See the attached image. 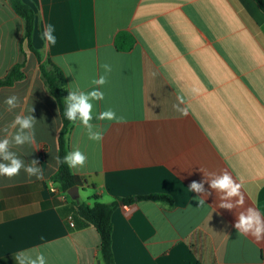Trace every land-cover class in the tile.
I'll return each mask as SVG.
<instances>
[{"label":"crops","instance_id":"1","mask_svg":"<svg viewBox=\"0 0 264 264\" xmlns=\"http://www.w3.org/2000/svg\"><path fill=\"white\" fill-rule=\"evenodd\" d=\"M35 15L32 45L64 75L69 91L90 92L106 76L102 101H93L90 140L79 121L68 135L69 153L87 156L71 169L80 179L79 203L118 200L111 216L116 264H264V240L238 233L237 215L248 207L264 215V14L253 0H22ZM54 27L49 45L42 32ZM23 22L0 0V79L24 59V78L0 88V140H10L27 166L37 160L42 179L24 169L0 176V264H102L99 236L51 193L58 168L61 127L35 56L20 44ZM133 45L115 46L119 33ZM104 64L111 66L105 72ZM196 89L194 93L192 90ZM18 98L11 111L5 103ZM188 109L182 116L177 97ZM113 109L122 122L98 120ZM32 109L34 111L32 112ZM17 115H33L35 142L16 146ZM5 129H7L5 131ZM29 130L25 129L24 134ZM0 163H8L0 157ZM228 171L241 184L243 207H218L220 196L204 183L200 206L191 181ZM165 195L170 204L122 200ZM236 198L230 202L235 204ZM57 202V203H56ZM59 202V203H58ZM121 202V204H119ZM109 204V203H104ZM72 223V225H70Z\"/></svg>","mask_w":264,"mask_h":264},{"label":"clouds","instance_id":"2","mask_svg":"<svg viewBox=\"0 0 264 264\" xmlns=\"http://www.w3.org/2000/svg\"><path fill=\"white\" fill-rule=\"evenodd\" d=\"M54 27L47 25L42 32V38L49 44L54 45L56 38L53 35ZM105 72H111V66L104 64L102 66ZM107 83L106 76H100L98 79H93L92 84L96 87L90 92L82 91H69L68 96L65 98V112L64 115L67 120L72 123L77 121L87 130V135L90 140L101 141L103 135L100 131H93L94 125L90 123L93 119V101H102L104 99V93L100 91ZM194 93L196 89L192 90ZM178 104L174 105V108L180 112L182 116L188 115V109L186 107L181 108L179 105L184 104L185 100L183 96L177 97ZM8 109H12L18 106V98L16 96H10L5 100ZM34 109H32V112ZM98 120L115 121L117 123L122 122L124 117L117 116L116 112L109 108L98 114L96 117ZM36 119L33 115L22 116L17 115L13 120L11 127L19 126V131L12 136L11 140L16 146H23L24 144H33L35 142L34 126ZM29 130L28 134H24V130ZM7 129H5L6 131ZM10 140L8 138L0 140V157L8 163H0V176L7 177L9 179L18 176L21 169H24L28 177L35 176L37 179L43 178V171L37 167L38 161L32 160L30 165H25L23 161L17 158L14 152L9 151ZM58 162H60L59 158ZM63 163L67 164L69 169H77L85 166L87 162V156L82 153L79 149L67 153L63 157ZM206 177H215L214 179H204L200 182L196 180L191 181L189 189L191 192L197 193L196 199L200 206L205 204V199L199 195L204 193V183H208L209 188L217 193H222L220 196V203L218 207L233 210L234 207H243L245 204V195L242 192L241 184L228 171H222L221 174L210 173ZM206 196L211 195V192L204 193ZM232 198H236L235 204L230 202ZM114 198L108 194L102 197V203H112ZM238 233L253 237L257 242L264 240V215L254 207H248L244 211L239 212L237 220L234 225ZM25 252L18 253L15 256L17 264H25ZM28 264H45V258L43 255L37 256L35 260H29Z\"/></svg>","mask_w":264,"mask_h":264},{"label":"trees","instance_id":"3","mask_svg":"<svg viewBox=\"0 0 264 264\" xmlns=\"http://www.w3.org/2000/svg\"><path fill=\"white\" fill-rule=\"evenodd\" d=\"M261 12L264 14V0H253ZM13 11L21 18L23 22V37L20 44V53L23 56V46L32 53L38 63L39 71L43 83L49 94L55 99L61 127L57 137V155L60 160L56 173L51 177L62 192L67 193L73 187L79 188L80 179L73 175L67 164L63 163V157L69 153L68 135L74 123L66 119L64 112L66 108L65 98L68 96L66 80L63 73L48 59H45L41 52L32 45V35L35 25V15L33 9L22 0H8ZM133 45L132 37L127 33H119L115 39V46L120 51H126ZM24 59L13 65L3 78L0 79V88L11 87L24 78ZM147 200L158 203L170 204V198L165 195H147L132 197L122 200L123 204L128 205L134 201ZM60 202V201H59ZM58 202V203H59ZM57 203V202H56ZM59 204H62L61 202ZM71 208L75 215L81 220V226L91 225L95 228L99 236V254L102 264H116L111 246V216L118 207V200L109 204L94 202L93 205L79 203L77 200H71Z\"/></svg>","mask_w":264,"mask_h":264},{"label":"built area","instance_id":"4","mask_svg":"<svg viewBox=\"0 0 264 264\" xmlns=\"http://www.w3.org/2000/svg\"><path fill=\"white\" fill-rule=\"evenodd\" d=\"M51 193L54 194V196L58 199V201H60L61 203L67 202L68 198H65V193L60 191L59 189H57L56 187H51L50 189ZM70 225H72V223H70Z\"/></svg>","mask_w":264,"mask_h":264},{"label":"water","instance_id":"5","mask_svg":"<svg viewBox=\"0 0 264 264\" xmlns=\"http://www.w3.org/2000/svg\"><path fill=\"white\" fill-rule=\"evenodd\" d=\"M67 194L69 195V197L72 200H75L77 198V196H78V188L77 187H73L72 189L67 191ZM119 204H121V202Z\"/></svg>","mask_w":264,"mask_h":264},{"label":"rangeland","instance_id":"6","mask_svg":"<svg viewBox=\"0 0 264 264\" xmlns=\"http://www.w3.org/2000/svg\"><path fill=\"white\" fill-rule=\"evenodd\" d=\"M57 189H59L60 190V188L59 187H56ZM61 191V190H60ZM67 193H65V195H66ZM65 198H68V200H70V197H69V195L67 194L66 196H65Z\"/></svg>","mask_w":264,"mask_h":264}]
</instances>
